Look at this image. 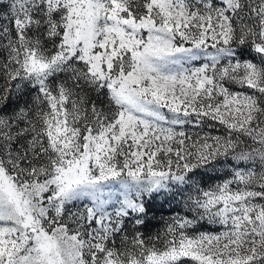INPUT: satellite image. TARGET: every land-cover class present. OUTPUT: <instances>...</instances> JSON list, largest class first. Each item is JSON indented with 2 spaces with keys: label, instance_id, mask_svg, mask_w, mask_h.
I'll return each mask as SVG.
<instances>
[{
  "label": "snow or ice",
  "instance_id": "6c2138e0",
  "mask_svg": "<svg viewBox=\"0 0 264 264\" xmlns=\"http://www.w3.org/2000/svg\"><path fill=\"white\" fill-rule=\"evenodd\" d=\"M0 264H264V0H0Z\"/></svg>",
  "mask_w": 264,
  "mask_h": 264
}]
</instances>
